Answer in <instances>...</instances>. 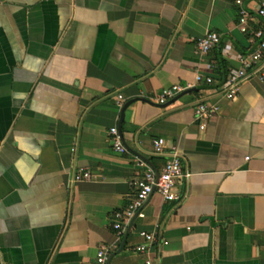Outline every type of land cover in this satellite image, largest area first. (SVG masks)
<instances>
[{
    "label": "crops",
    "instance_id": "0c3cea01",
    "mask_svg": "<svg viewBox=\"0 0 264 264\" xmlns=\"http://www.w3.org/2000/svg\"><path fill=\"white\" fill-rule=\"evenodd\" d=\"M236 10L232 0H0V264H97L98 244L115 241L112 212L134 193L135 158L158 171L172 148L188 173L178 199L151 193L108 264H264V67L231 99L216 90L254 47ZM206 31L219 39L200 54ZM171 84L188 87L145 100ZM198 102L216 106L202 130ZM113 125L123 153L110 148ZM79 169L91 177L72 181ZM140 231L154 241L134 252Z\"/></svg>",
    "mask_w": 264,
    "mask_h": 264
},
{
    "label": "built area",
    "instance_id": "2783aa9c",
    "mask_svg": "<svg viewBox=\"0 0 264 264\" xmlns=\"http://www.w3.org/2000/svg\"><path fill=\"white\" fill-rule=\"evenodd\" d=\"M236 6L235 25L238 31L245 34L248 41L254 44L252 50L237 56V66L230 71L224 79L218 82L216 86L217 93L227 99L234 97L240 84L250 78L257 76L262 78V67H264V0H232ZM250 2L253 5H250ZM255 16L261 20V23L250 25V20ZM218 34L214 31H206L195 41L197 53L205 54L210 48L218 42ZM194 81H203L207 84L212 83L210 76L194 75ZM188 86L171 84L162 88L159 92L145 97L146 101L156 104H163L167 100L175 97L184 91ZM115 103L120 106L122 95L116 94ZM216 110V106L208 105L204 102H198L193 109V117L198 121V128L203 129L205 121ZM108 142L110 148L118 153H123L125 147L122 143L121 135L115 125L108 128ZM152 152L154 154H163V139L161 137L153 138L151 141ZM169 157L164 161L161 168L156 171L140 158H135V165L139 168V174L133 180L134 193L128 203L120 210L113 211L110 219V227L115 235V241L110 244L100 243L96 249L95 262L104 264L108 255L116 251L120 246V238L130 221L135 215L141 216V209L151 193H158L164 200L172 201L178 199L176 192V182L181 177H187L188 173L182 169L181 154L172 148ZM91 177L87 170L79 169L72 176V181L89 179ZM138 234L143 238L141 243L132 245L134 252L146 251V246L154 241L151 233L140 231ZM149 259L144 260V264H149Z\"/></svg>",
    "mask_w": 264,
    "mask_h": 264
},
{
    "label": "water",
    "instance_id": "95a60500",
    "mask_svg": "<svg viewBox=\"0 0 264 264\" xmlns=\"http://www.w3.org/2000/svg\"><path fill=\"white\" fill-rule=\"evenodd\" d=\"M184 91H186V90H184ZM180 93H181V92H180ZM182 93H183V91H182ZM132 101H133V100H129V101H126V102H124V103L122 104V106L120 107V117H121V115H122V112H123L124 108H125L130 102H132ZM134 218H135V215L130 219V221H129V223H128V225H127L125 231H124V234H123V236H122V239H121V242H120V246H119V248H118L116 251H114L113 253H111L110 255L107 256V258H106V260H105V264H108V261L110 260V258H111V257H112L117 251H119V250L122 248V246H123V242H124V240H125V238H126V235H127V233H128V230H129V228H130V226H131V223H132V221H133Z\"/></svg>",
    "mask_w": 264,
    "mask_h": 264
}]
</instances>
